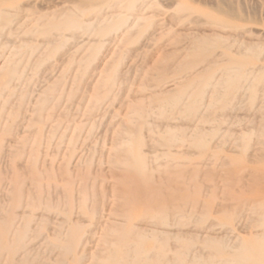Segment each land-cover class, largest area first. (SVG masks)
I'll return each mask as SVG.
<instances>
[{
	"label": "rangeland",
	"instance_id": "374dc122",
	"mask_svg": "<svg viewBox=\"0 0 264 264\" xmlns=\"http://www.w3.org/2000/svg\"><path fill=\"white\" fill-rule=\"evenodd\" d=\"M18 1L26 9L23 12L20 25L16 26L19 33L10 38L5 37L0 42V66L8 60L11 51H15L19 47H25L28 54L21 60L25 66L22 63L19 66V71L25 73L27 81L25 84L15 81L14 86L18 90L27 89L31 97H36L48 86L61 83L68 93L78 82V79L80 81L84 77L81 92L74 98L63 96L59 108L42 125L43 143L40 147V156L41 160L46 162V166H43L42 163L40 170L45 172L47 167H51L55 180H47V178L43 180L47 192L45 199L47 203L38 205L35 211H30L25 207L16 208L15 201L11 198L12 192L8 189V185L15 180V173L20 176L24 174L22 165L27 156L11 154V151L14 149L16 139L24 136L23 130L29 128L28 120L33 116L31 104H27L28 110L24 112H20L18 109L15 111L10 106L8 110L11 114L13 113L10 122L0 118V122L2 121L0 123V144L2 145L0 147V239L5 243L7 249H13L14 244L9 241L11 237L8 238L3 227L9 223H18V219L21 220L23 216L29 217L30 215L33 221L27 243L28 256L32 260L37 259L38 264H96L98 258L110 249L114 253L108 255V258L116 259L122 248L115 242L108 245L107 241L123 237L132 227L139 231H164L167 233L169 243L173 242L168 247L175 248H169L171 254L169 252L168 260L171 261L167 260L165 264H179L175 260L178 253L184 248L183 246L187 248V253L185 252L187 256H200L199 258L205 261L211 257V254L223 250L228 252L238 243L247 248L248 244L258 238L260 234L264 235V224H258L252 219L254 202L264 198V185L262 187L254 185L255 188L253 186L242 187L243 183L239 182L231 191L233 197L223 203L225 190L219 184L218 198L215 202L217 204H214L212 197L207 199L198 197L194 189H184L181 192L172 193L170 196L171 205L181 207L177 211H182L183 215L178 217L172 213L167 222L168 226L167 224L161 225L156 221L158 215L155 211H146V202L138 199H126L122 196L118 185L119 177L133 180L137 178V171H115L111 165L112 154L116 146L126 142L125 137L132 138L133 134L129 129L135 127L145 142L143 149L146 156L154 158L163 154L161 151L170 153V159L161 157L162 159L159 160V164L163 162L164 166H157L156 163L151 164L156 179L168 170L184 169L190 173L198 172L200 167L205 168L206 164H213L222 157H230L233 160L232 168L237 174L250 170L264 171V167L253 162L254 151H257L255 154L258 153L259 148L262 147L261 143L264 142V134L262 136L261 133L264 130V96H258L257 99L251 100L247 104L245 102L238 103L235 107L212 108L210 107L213 102L211 96L214 94L210 92L206 99L207 106L202 111L205 117L192 115L187 107L177 111L167 102L168 96H161L166 91H172L173 96L178 95L183 89L186 77L205 67L206 64L200 65L201 63L197 62L194 52L190 50L192 42L196 38L208 37L213 34L225 38L229 36L228 40H231H229V50L233 51H231V55L236 58L239 57L237 52L243 43L264 46V0H140L143 4V10L139 17L141 21L130 27L128 35L121 39L105 40L104 37H98L93 32H85L80 35L78 41L70 40L62 52H52L45 58L37 72L35 70L39 66L41 55L37 52L38 57H36L33 49L39 47L40 53H44L47 51V46L44 44L43 35L32 34L30 30L39 28V20H53L56 14L77 10L83 0ZM108 12L127 14L124 10L110 9ZM94 17L95 8L88 6L85 10V20L93 21ZM211 18L244 30L246 34L242 35L243 37H230L234 31L209 24L208 21ZM219 53L220 50H217L214 55L221 62L223 59L220 56L217 57ZM191 62L194 64L190 65ZM259 64H263L262 61ZM115 72H118V82L113 93L108 94L105 84L109 80V76ZM6 79L7 75L1 78L0 89ZM14 86L7 88L8 91L4 94L2 101L6 97L8 98L10 92L14 91ZM17 94L21 95L19 91ZM99 94L102 96V100L98 103L99 107L92 110L91 107ZM117 94L119 95L117 96ZM14 99L12 102H15ZM140 107L145 111L142 124L139 123L137 119L139 116L134 112L136 108ZM208 119L209 122H207ZM13 121L19 128L13 126L15 125ZM8 128L17 129L16 134L6 132L5 130ZM77 128H80L81 131L75 142L76 149L71 153L69 146L73 141V136L77 134L75 133ZM198 128L204 129L207 133L214 132L213 140L210 142L212 150L209 152V154L214 153L215 155L212 161L201 158L199 149L192 142L191 136ZM167 130L184 131L182 134H185V139L183 137V140L179 141L175 147H167L160 142L164 139V132ZM240 135L248 136V138L239 139ZM62 137H64L63 141ZM243 141H247V143ZM131 142H128V146L133 149ZM170 160L174 162L173 166L166 167V163ZM65 161L69 170L70 166L73 167V171L71 172V169L70 172L73 180L76 181L73 190V204L65 202L64 196L60 192L63 186L61 164ZM87 162H92V166L87 165ZM84 173L85 176L91 177L88 182L90 196L85 209H80L78 184L80 176ZM218 181L220 182V180ZM206 183L211 184L212 181L209 180ZM237 197L240 200H237ZM46 204L51 207L46 208ZM219 204H223L226 208L224 211L214 213ZM202 206H211L212 209L208 214L203 215L200 210ZM240 210L242 212H239ZM93 214L95 217L92 216ZM15 217H17L16 220H14ZM145 218L147 219L145 220ZM81 221L82 223H80ZM59 226H61V230H59ZM69 226H83L82 240L75 243L65 242L66 239L71 238L65 234ZM117 227L121 228L119 233L116 232L115 228ZM112 236L113 238H111ZM178 237L179 239H177ZM207 238L215 239L217 243L222 242L217 246L210 247L205 244ZM140 248L144 250L145 255L150 257L157 251L154 250L156 245L151 239L143 241ZM67 249H70L72 254L66 262H63L61 253ZM21 254L22 252H16V257H20ZM131 255L134 258L133 251ZM183 259L184 261H182ZM183 259H181L182 264H189L185 257ZM100 261L106 260L100 258ZM150 262H153V259Z\"/></svg>",
	"mask_w": 264,
	"mask_h": 264
},
{
	"label": "bare ground",
	"instance_id": "6f19581e",
	"mask_svg": "<svg viewBox=\"0 0 264 264\" xmlns=\"http://www.w3.org/2000/svg\"><path fill=\"white\" fill-rule=\"evenodd\" d=\"M88 6L95 8V17L93 21H86L84 18L85 10L88 8ZM110 9L121 10V11L124 10L126 11L127 14H122V13L117 14L115 13L116 11L109 13L108 10ZM141 10H143V4L141 3L140 0H104V1L83 0L80 6L77 8V10L56 14L53 20H47V21L39 20V23H38L39 28L38 29L31 28L32 30L30 29L29 30H30V33L32 34L40 33L41 35H43L44 44L45 46H47V51L46 52L44 51V53H40L41 52L40 48L34 47L33 49L34 53L36 54L38 52L39 55H41L39 57L40 63L38 62L39 66L37 67L35 72H37L40 69L41 65L45 61V58L48 57L52 52L53 53L62 52L67 47L70 40L78 41L77 39L80 37V35L85 34V32H93L94 35L101 37V38L104 37L105 40L106 39L116 40V39H121L125 37L126 35L129 34L130 27L134 25L135 23L141 21V19L139 18L141 15ZM25 11H26L25 6L19 3L18 0H0V42L5 37L10 38L12 36L18 35L19 29L16 28V26L20 25L21 19L23 17V12ZM45 17H47V15H45ZM208 22L211 25H217V26L222 27L223 29H227V28L232 29L234 32L231 33L230 37L242 36L246 34L244 30L235 28L231 25L215 20L213 18L209 19ZM228 38L213 34L208 37H199V38L194 39V42H192V46L190 50L194 52L193 54L197 58V62L201 63L200 65H202L203 63H205L206 65L202 70L195 71L191 73L188 77H186V80L183 84L184 85L183 89L181 92H179L178 95L173 96L172 91H166L161 94V96L169 97L168 98L169 100L167 102L171 105V107L177 109V111L187 107L192 115L204 116L202 114V111L207 106L206 99L208 97V94H210V92L214 94L211 96V99L213 102L210 105V107L212 108H216V107L217 108L218 107L229 108L232 106L235 107L236 105H238V103L245 102V104H247L251 100L257 99L258 96H264V46L260 44H253V43H247V42L243 43L241 44L237 52V55L239 57L236 58L231 55L232 50L231 51L229 50V47H230L229 40L230 39L228 40ZM42 44H43V41H42ZM217 50H220V53L219 55H217V57L220 56L223 59V61L221 62L218 61L215 57L216 55H214L215 51ZM25 55L26 57L28 55L26 53V48L19 47L15 51L14 50L11 51V53L8 56L9 57L8 60H6L3 63V65L0 66V80L4 75H7V79L4 83H2L3 86H1L2 88L0 89V118L4 121H9L12 119L13 113L11 114L10 111L8 110L10 109V106L14 110L18 109L20 112L22 111L24 112L25 110H28V108L26 107L27 104L29 103L31 104L30 107H31L33 116L28 120L29 128L23 130L22 134H24V136L16 139V141L14 142V146H13L14 149L11 151V154H15V155L21 154V155L27 156L25 159V162L22 165L24 169L23 175L25 174L26 175L20 176L18 173H15L14 174L15 180H13L14 182L12 184L8 185V189L9 191L12 192L11 198L12 200L15 201L14 203L16 204L15 205L16 208L19 209L20 207H25L29 209L30 211L32 210L35 211L38 205L44 202L47 203V201H45L47 192L44 187L43 180L46 178L47 180L53 179L51 167H47L45 172H42L40 170V165L42 163L44 164L43 166H46V162L41 160V156H40L41 155L40 147L43 143V136L41 133L42 125L44 121L47 118H51V115L53 116V113L56 112V110L59 108L61 104L60 103L61 98L63 96L67 95L68 98H72V97L74 98L81 92V86L83 84L84 76L82 77L80 81L78 79V82L74 84V87L68 93H66V90L63 88V84L56 83L54 86H48L47 89H45L40 95L36 97L34 96L31 97L27 89L18 90V88L14 86L15 81H18L19 84L22 82L23 84H25L27 81V78L25 80V73L19 71V66L21 65V63L22 65H24L23 62H21V60L23 59ZM36 57H38L37 54H36ZM261 61L263 64L260 65L259 62ZM193 64L194 62L190 63V65H193ZM117 82H118V72H115L109 76V80L105 84L106 85L105 90L108 94L113 93ZM12 86L15 87V89H13L14 91L11 90L12 92L8 94V98L6 97V99L2 101V99L5 96L4 94L8 91L7 88L12 87ZM18 91L20 92L21 95L17 94ZM118 95L119 94H117V96ZM13 99L15 100V102H12ZM101 100H102V96L99 94V96L96 98L95 103L91 107L92 110L99 107L98 103ZM134 112L136 113L137 116H139L137 118L139 123L141 124L144 123L143 118L145 116V111L142 109V107L136 108ZM207 122H209V119ZM13 123H15V121H13ZM13 126L17 127V124L15 123V125ZM53 129H54V126H53ZM129 130L133 134V137L132 138L125 137L126 142L122 143L119 146H116L115 151L112 154L111 165L115 171L129 172V171L136 170L137 178L130 180L127 177H119L118 185L121 190L120 192L122 196L126 199L127 198L138 199V200H141L142 202H146L147 203L146 211H155L156 215H158L156 217V221L161 225L167 224L168 219L172 213L178 217L183 215L181 214L182 211L181 212L177 211L181 207L171 205L170 196L172 193L181 192L184 189H194L198 197L206 198V199L212 197L214 204H217L215 202L217 201L216 198H218L217 195H218L219 184H221L222 189L225 190V194H223L225 195V197L222 199L224 201L223 203H225V201L227 200L229 201L230 197H233L231 191L233 187H235V185H237L239 182L243 183L242 187H246V186L254 187V185H261L262 187V185H264V171L259 172V170H250V171L243 172L241 174L240 173L237 174L234 172L232 168V166L234 165V162L230 157H222V158H219L218 161L213 162V164H210V165L206 164L205 168L200 167V169H198L199 170L198 172L196 171V172L190 173V172H186L184 169L169 171L167 169L168 170L167 172H163L162 176L156 179L152 172L151 164L156 163L157 166L161 167L163 165V162L159 164V160L162 159L161 157H166L170 159V153L166 151L165 152L161 151L163 152V154L157 155L154 158H150L146 156L145 155L146 152L143 149L145 142L141 134H139V132L137 131L135 127ZM5 131L16 134L17 129L14 130L13 128H8ZM80 131H81L80 128H77L75 132L77 134L73 136V141H71L70 143L69 151L71 153L74 152L76 149L75 142L78 137V134L80 135ZM182 132L167 130L164 132V139L160 140V142L167 147H175L177 146L179 141L183 140V137L185 136V134L183 135ZM261 133L263 136L264 130H262ZM213 136H214V132L207 133L202 128L196 129L191 136L193 144L199 149L200 157L205 158V160L207 161H212L213 158L215 157L214 153L209 154L210 150H212V146L210 142H212ZM246 137L248 138V136L243 137V135H240L238 138L245 140ZM63 139L64 137L61 138L62 141ZM130 141H132L131 144L133 143L132 144L133 149H130L128 146V142ZM243 142L247 143V141H243ZM261 145L262 147L259 148L258 153L255 154V152L257 151H254V161L253 162L254 164L258 166L264 167V142H262ZM0 147H2L1 144H0ZM91 163L92 162H87V165L90 166ZM173 163L174 162L171 160L168 161L166 163L167 164L166 167L173 166ZM84 167H85V163H84ZM72 168L70 166V170ZM70 170H69V167L66 161L63 164H61L60 172H61V175L63 176L62 178L63 186L60 192L63 194L65 202L73 204V201H74L73 190L75 188L76 181L73 180V177L71 174L73 169L71 170V172ZM90 178L88 176H85V173L80 176V182L78 184V194H79L78 202H79L80 209H83V208L85 209V205L89 201L90 191H89L88 182L90 181ZM209 180L212 181L211 184L206 183V181H209ZM218 180H220V182ZM28 185H29V188H27ZM236 199L240 200L239 197H237ZM219 201L221 202V200ZM50 207L51 206H47L46 208L49 209ZM210 207L211 206H202L200 208L201 214L203 215L208 214L212 209V207L211 208ZM225 208L226 207L223 206V204L222 205L219 204V206H217V208L214 210V213H219L221 210L224 211ZM241 210L239 212H242ZM239 212L237 213L239 214ZM252 213H253L252 219L254 222L258 224H264V198L254 202V205L252 207ZM92 216H94V214ZM16 218L17 217H15L14 220H16ZM146 219L147 218H145V220ZM18 220H19L18 223L17 222L9 223L8 225L3 227L4 232L9 236L8 238L11 237L9 241H11L14 244V247L13 249H7L5 243L2 241V239H0V264H38L39 262H37V259L32 260L28 256L29 253L27 249L29 232L31 229L32 221H33L32 216L31 215L29 217L23 216L21 220L20 219ZM80 223H82V221ZM114 224H115V221H114ZM59 227H60L59 230H61V226ZM82 227H79V226L67 227L65 234L67 236L69 235V237L71 238L66 239L65 242L75 243V242L82 240V233L84 231ZM132 228L127 233H125L123 237L115 239V240L112 239V241H107L108 245L112 244V242H115L116 244L121 246L122 250H121V253L118 255V257L116 259H109L108 255L114 253V251L110 249L104 252V254H102L100 257L98 256L99 258L96 264H165V262H167L169 252L171 254L170 249L175 248V247H168V245H171L170 243L172 241L169 243V238L166 232L149 231V230L139 231V230L132 229ZM115 229H116V232L118 233L121 231L120 227L119 228L117 227ZM54 234L56 235L57 233H54ZM111 238H113V236ZM149 239L155 242L156 249L154 250H157L156 253L151 257L145 255L143 252L144 250L140 248V244L143 241L149 240ZM177 239H179V237ZM221 242L217 243V241L212 238L205 239V244L210 247H212V245L217 246ZM183 247L184 248L178 253V256L176 257V260H175L179 264H182L181 259H183L184 257H185V260H187L189 264H264V235L262 236L261 234L253 242L249 243L247 248H245V246L243 245L242 246L239 245L238 243L237 245L233 246L228 252L223 250V251H220L219 253L211 254V257L205 261H202L199 258L200 256L199 257L198 256H191V257L187 256L185 254L187 248L185 246ZM146 248L149 249V247H146ZM2 250L5 252L4 254ZM132 251L135 254L134 258L131 255ZM16 252H22L20 257H16ZM71 254H72V251L70 249L64 250L61 253V261L66 262L70 258ZM100 258L102 259L104 258L106 261L102 262L100 261ZM151 259H153V262H150ZM168 261L170 262L171 260H168ZM182 261H184V259Z\"/></svg>",
	"mask_w": 264,
	"mask_h": 264
}]
</instances>
